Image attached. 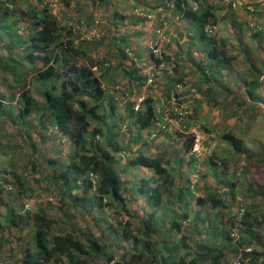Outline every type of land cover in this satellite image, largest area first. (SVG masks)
I'll return each mask as SVG.
<instances>
[{
  "label": "trees",
  "instance_id": "obj_1",
  "mask_svg": "<svg viewBox=\"0 0 264 264\" xmlns=\"http://www.w3.org/2000/svg\"><path fill=\"white\" fill-rule=\"evenodd\" d=\"M75 1L74 9L83 5L80 0ZM90 1L91 11L83 14L86 22H79H84L85 26L95 22V8L111 6V0ZM142 1L138 0L136 5L154 3L156 8L172 9L180 14L181 19L196 22L198 37L189 32L186 35L188 39H197L199 47L193 50L190 46L195 43L193 41L187 44L186 52L180 51L178 58L176 54L174 57L181 60L186 58L185 65L195 67L193 70L202 77L197 81L208 85L207 91H203L202 85L195 82L198 92L212 95L211 99L218 94L223 95L225 99L221 105L224 109L226 100L233 105L234 110L229 117L242 120L247 117L244 121L246 125L250 119H255L261 109L259 103L264 104V0L247 1L246 10L255 20L249 21V24L239 22L234 10L227 13L223 19L230 22L227 35L217 31L221 21L218 13L220 7L210 0ZM193 1L198 2L197 10L193 7ZM38 2L42 8L33 5L23 11L18 0H0V48L4 50L0 53V74L4 75L3 79L10 74L25 87L18 97L20 107L16 116L21 120L20 125L24 128L34 127L35 124L27 119L36 115V125L45 132L53 127L58 137L69 142L73 155L63 163L53 156L47 159L53 166L54 180L62 198L67 199V203L63 202V207H59L64 212L63 218L51 217L44 208L38 207L33 211L31 208L25 209L26 203L19 211L10 207L12 227L31 226L34 229L37 248L25 247L21 264H264V212L254 214L245 209L238 219L231 218L232 229L235 228L233 231L226 220L228 204L225 198L219 197V188L207 184L199 186L190 178L187 184H183L181 178L177 179L174 175L177 162L173 155L179 158L180 165H183L188 154L190 165L199 161L198 155L191 152L196 138L194 133L183 135L185 138L179 151L164 149L152 156L137 152L126 166L124 164L123 170L119 171L116 166L119 161L117 152L129 149L131 142L142 143L143 132L156 138L157 132L163 129L169 131L164 116L183 118V111L174 105L167 112L163 110L157 105L159 99L153 94L162 87L160 83L165 79L166 102L170 104L172 92L178 85L182 86L186 75L171 78L164 71L160 79L157 78L149 86L150 93L143 97L139 109L135 110L137 101L132 97L147 82V76L143 71L146 64L135 65L139 63V56L129 52L135 50L130 35H113L112 39L119 40L113 43L114 52L109 51L94 58L90 48L97 51L106 37H79L73 21L71 24L62 22L52 11L50 0ZM71 2L73 0H64L67 7L71 6ZM169 2L174 7L171 8ZM133 13L137 19L129 20ZM133 13L114 10L116 28L129 25L139 27L136 25L147 19L135 10ZM22 19L26 20L22 27L25 33L17 27ZM255 43L262 48L261 58L258 59L261 67L253 58ZM202 44L205 48L200 50ZM194 51H204L207 60L195 59ZM243 53L247 54L248 62L252 61L250 68L245 72L230 74ZM183 54H186L185 57ZM174 57L164 53L167 62ZM151 58L156 62L162 61L152 54ZM23 69L33 74L35 90H39L43 96L42 102L32 93L30 85L24 82ZM119 74H122L121 78H127V83L122 85L126 95L122 102L127 107L125 113L119 108L121 98L113 91L112 95L109 94L105 86ZM15 94L11 92V97L14 98ZM3 97L0 87V115H4L7 124L15 125L17 118L14 107L4 105ZM158 123L161 125L157 126ZM122 124H126L130 130L128 138L121 139ZM188 126L185 125L187 129ZM220 136L231 146L236 162L242 156L249 159L254 157L247 140L239 133L229 130ZM143 144L146 145L145 141ZM258 147V157L264 161V140L259 142ZM214 158L215 154L206 160L209 167L218 172L221 163ZM221 162L226 167L225 157ZM131 168L145 169L151 174L139 179L137 185H132L131 181L122 177ZM92 173L98 176L96 183L91 177ZM26 176L30 178L27 173L15 175L12 182L21 196L24 195ZM235 185L228 184L231 189ZM191 188H194L193 191ZM202 191L206 192L201 194ZM231 196L235 202L234 191H231ZM4 202L5 187L0 182V203ZM114 205L122 210L117 214L121 219L126 218L124 224L120 222L114 225L107 220V215H110L107 209ZM207 205L210 206L209 211H205ZM160 210L165 212L161 213ZM79 211L99 226L100 237L78 221L76 212ZM103 214L106 215L101 217ZM123 241L130 242L132 246L122 254V258L117 259L115 248L120 249Z\"/></svg>",
  "mask_w": 264,
  "mask_h": 264
},
{
  "label": "rangeland",
  "instance_id": "obj_2",
  "mask_svg": "<svg viewBox=\"0 0 264 264\" xmlns=\"http://www.w3.org/2000/svg\"><path fill=\"white\" fill-rule=\"evenodd\" d=\"M50 1L52 2V11L59 16L62 22L71 24V21H73L72 25L74 28H77L79 37L82 35L85 37H94L97 36V33H100V37H106L104 43L100 45L97 51L90 48L91 54L94 58L99 54H106L109 51H112L111 53L114 52L112 50L113 43L118 42L119 40L114 38L113 40V35L118 37L123 34H129L130 40L135 49L134 51L130 50L129 52L132 55L137 53L139 56V63L135 65L142 66L144 63L146 64L145 68L149 69L153 66L152 63L154 60L149 64L145 60H150V41L155 36L158 27H165L166 34L168 35V39H166L162 45V50L166 55L174 57L176 54V58H178L177 53L180 54V51L186 52L187 44H191L193 41L195 42V49L198 46L197 39L193 40L189 37L188 42L186 41L187 44L184 46L185 49L181 50L182 48L180 49L178 45L176 46V44H173L178 41L175 39L177 33L176 35H173V33L171 34L173 28L180 29L182 24L185 27L184 32H189L190 35L194 34L198 37L199 28L196 22L189 21L186 18L181 19L179 15L174 16L173 18L170 17V20L167 18H164L163 20V18H160L155 14H148L151 13L148 8H145L144 12H142L145 7V4H142V0L140 5H136L138 0H111V6H109V8H106V6H99L93 10L95 22L89 23L86 26L84 23L86 22L84 19L86 17L83 14L91 11L92 2L90 0H80L83 5L78 6L75 9V0H73L71 6L68 7L64 4V0ZM247 1L249 0H210V2L220 7L218 13L220 14L221 21L217 26V31H219L220 34H229L231 28L230 22L229 20L227 21L223 19L226 14L230 13L232 10L235 11V18H237L239 22H248L249 24V21H255L246 10ZM18 5L23 11L29 9L33 5L42 8V5L38 0H18ZM134 7L138 8L136 13L147 19L142 20V22L136 25L139 27L129 25L124 28H116L117 19L113 18V11L118 10L123 11L126 14H131L135 10ZM168 11L173 10L168 9ZM165 12L167 13V10H165ZM132 19H137L136 14L133 13L130 15L129 20ZM82 21H84V25L83 23H79ZM260 21H262V19ZM25 22L26 20L22 19L17 25L21 31L23 25L26 24ZM79 37H76V39H79ZM250 44L252 43L250 42ZM179 45L181 46L182 44ZM200 47V50L205 48L204 44L200 45ZM254 48V61L258 63L259 67H261V62L258 59L261 58L262 48H259L256 43ZM3 52L4 50L0 48V53ZM185 55L186 54H183L184 57ZM205 56L206 53L204 51H200V53L194 51V57L199 61H206L207 59L204 58ZM176 58L174 57L168 61V66L172 67V71H165V75H170L169 77L176 78L185 74L187 77L185 82L183 84L181 83L182 86L180 88L176 87L172 92V100L170 104L166 102L167 88L163 86L165 79L160 83L162 87L157 88L158 90L153 95L159 99L157 105L163 107V110H166L167 112L171 105H174L183 111V118L177 119L176 117L169 118L164 116L168 121V126L170 127H168L169 131L163 129L161 132H157L156 138H152L150 135L143 132L142 141H145L146 145H144L143 142L140 144L131 142V147L129 149L125 148L122 151L117 152L116 157L119 161L116 163V166L119 167V171L123 170L124 164L126 166L129 159H131L137 152H144L145 154L152 156L164 149H168L170 152L174 151V149L179 151L180 144L183 143L185 136L190 134H187V132L199 135V144L202 148L200 150L201 153L198 155V163L190 165L188 163L190 154H188L183 165H180L178 163L179 158L176 155H173V157H175V162H177V165L174 166L173 173L177 179L181 178L180 180L183 184H187L188 178H190L194 184L199 186L203 187L207 184L212 185L213 188H219V197L225 198L228 204L227 211L229 214H227L226 220L228 221V227L232 229L230 220L234 217L236 219L241 217L239 215L240 207L243 206L246 211L248 210L254 214L264 212V161L260 160L257 154L259 150V142L264 140V112L262 111L264 104L262 102L259 103L261 109H259L256 118L253 120L250 119V122L247 125L244 124V121L248 119L247 117L244 120L229 117L230 112L234 110L232 108L233 105L226 100V108L224 109L221 105L225 99L223 95L218 94L215 98L211 99L210 97L212 95L208 94L206 96L203 93L198 92L197 89L200 82L197 80H199V78L202 79V77H200V74L196 70H193L195 67L185 65L184 61H186V58H184V60ZM239 58L240 59L235 62L233 68L230 70V74L240 73L242 71L245 72L247 71V68H250L252 61H247L248 58L246 53H243ZM191 64L194 63L191 62ZM97 73L99 72L97 71ZM121 75L122 74L115 75V78L111 83H105V86L109 94L112 95L113 91L119 98H121L119 108L125 113L127 107L122 105V102L123 97L126 95L123 91V88L125 87H122V85L123 83H127V78H121ZM3 76L4 75L0 74V87L2 88L4 95V105L13 106L15 110L14 115L17 118V111L20 107V102L18 101L19 93L25 87H22L23 84L14 80L10 74L5 76L7 79H3ZM22 78L25 83L30 85L32 93L42 102L43 96L40 94L39 90H35L36 84L34 82L33 74L26 69H23ZM195 82L198 83L196 84L197 86H195ZM20 85L21 88H19ZM150 85L151 84L146 82L140 87V91L132 97V100L139 102L140 98L147 96L150 93L148 90ZM200 85H202L203 91H207V84L200 83ZM11 92L16 93L14 98L11 97ZM212 94L213 96L215 95L214 91H212ZM9 119L10 118L8 117V120ZM4 120V115H0V182L5 187V202L4 204L0 203V264H21L20 261L23 256V249L27 246L31 247L33 250L37 248L36 240L34 238V229H32L31 226L24 228L16 226L12 227L9 217L11 214L10 209L13 208L16 211H19L23 203H26L29 207L25 206V209L31 208V211H33L38 207L44 208L51 217L57 219H61V217L63 218L64 212L62 213L61 208L59 207H63L62 203H67V199L63 200L58 184L55 183L54 180L53 166L48 163L47 159L48 157L53 156L58 158L62 163L67 162V160L73 155V149L67 140L57 136V132L53 127L49 129L48 132H45V130L41 129V126L36 125V115L28 117L27 120L30 121V123L35 124L34 127L31 126L28 128H24L23 125H20L21 120L19 118L15 120V125L7 124L8 122ZM188 124L189 126L187 129L185 125L187 126ZM125 125L126 124H122L120 126L122 129L121 139L130 136V130H128ZM159 125L161 124L158 123L157 126ZM41 130L43 133H41ZM229 130H233L245 137L247 144L253 153V158L249 159L246 156H242L241 158H237L238 161L236 162V159H234V156L231 153V146L222 140L220 136L221 133ZM169 132L172 134V139L170 138L171 135ZM135 134L136 131L134 135ZM183 135L185 136L183 137ZM172 140L174 142H171ZM214 154V159L221 163L218 172H216L214 168H210L206 160L210 155ZM223 157L226 159V167H224V164L221 162ZM223 168H225L226 173H224ZM23 173H27L30 178H27L28 176H26L25 187L23 189L24 195L21 196L18 194V188L12 185V182L15 181V175ZM124 173L125 174H123L122 177L131 181L132 185H137L139 179L149 177L151 174L145 169L139 168H131L128 172ZM180 174L182 175L179 176ZM225 179L226 182H223ZM230 183L236 184L234 189H231L228 186ZM178 184H180V181ZM193 189L194 188H191V191H193ZM231 191H234L236 194L235 202L232 201ZM205 192L206 191H202L200 193L202 194ZM209 205L206 206L205 211L210 210ZM118 208L119 206L114 205L110 209H107V212L110 214L107 215V220L114 225H119L120 222L124 224L126 219H121L117 214L118 211H122ZM160 212L163 213L165 211L160 210ZM105 215L103 214L101 217H104ZM76 218L83 224V227H90V229L100 237L99 226H96L92 219L85 217L81 211L76 212ZM135 222L137 223V221ZM232 230L235 231V228ZM235 234V237L238 238L239 235L237 233ZM112 237L111 234L110 238ZM131 246L132 244L130 242L123 241L120 249L115 248L117 259L122 258V254L131 249Z\"/></svg>",
  "mask_w": 264,
  "mask_h": 264
},
{
  "label": "built area",
  "instance_id": "obj_3",
  "mask_svg": "<svg viewBox=\"0 0 264 264\" xmlns=\"http://www.w3.org/2000/svg\"><path fill=\"white\" fill-rule=\"evenodd\" d=\"M172 2V1H171ZM169 2L168 4L170 5V7H174V4ZM198 3L195 1L193 2V7L195 10L198 9ZM97 36H100V33H97ZM168 35L166 34V29L165 27H158L156 29V34L155 36L151 39L150 41V46H149V50L151 52L152 55H154L155 59H160L162 61H155L152 63L153 66L148 68H145L143 71L147 76V83L148 84H152L154 82V80H156L157 78L161 77L164 73V71H172V67L168 66V62L164 60V52L162 50V45L165 42L166 39H168L167 37ZM178 87L180 88L181 85H178ZM143 98H140L139 102H137L136 106H135V110L139 109L140 106V101ZM195 143L192 147L191 152L195 153L196 155H199V153H201V148L200 144H199V135H195ZM4 175V174H3ZM5 177V176H4ZM91 177L94 181V183H96L98 181V176L96 174H91ZM26 207H29L28 204L25 205ZM245 212V208L242 206L240 209V213L239 215L242 216Z\"/></svg>",
  "mask_w": 264,
  "mask_h": 264
},
{
  "label": "crops",
  "instance_id": "obj_4",
  "mask_svg": "<svg viewBox=\"0 0 264 264\" xmlns=\"http://www.w3.org/2000/svg\"><path fill=\"white\" fill-rule=\"evenodd\" d=\"M145 7L143 8V10H142V12H144V9L145 8H148L150 11H151V13H148V14H155V15H157L158 17H160V18H163V20H164V18H167V19H171L170 17H174V16H177V15H180V14H178V13H176L175 11H168L167 9H164V8H161V7H157L156 8V6H155V4H149V5H144ZM165 10H167V13L165 12ZM135 11L137 12L138 11V8L136 7L135 8ZM184 26L181 24V28L179 29V28H173V30H171V34L173 33V35H176V33H177V37L175 38V39H177V40H179V42L177 43V41L176 42H174L173 44H176V46L178 45V44H182L181 46L179 45L178 47L179 48H185L184 46L187 44V40H188V36L186 35L187 33L186 32H184ZM181 31V32H180ZM182 33H183V35H182ZM182 35V36H181ZM187 41V42H186ZM198 42V41H197ZM190 46H192L191 48L193 49V50H195V43L193 44V45H190ZM199 47V46H198ZM149 60V59H148ZM148 60H145L148 64H149V61ZM163 82V81H162ZM151 137H153V135L151 136Z\"/></svg>",
  "mask_w": 264,
  "mask_h": 264
},
{
  "label": "clouds",
  "instance_id": "obj_5",
  "mask_svg": "<svg viewBox=\"0 0 264 264\" xmlns=\"http://www.w3.org/2000/svg\"><path fill=\"white\" fill-rule=\"evenodd\" d=\"M150 54H151V52H150ZM150 60H152V58H151V57H150ZM150 60H149V61H150ZM152 61H153V60H152ZM150 63H152V62H150ZM144 69H145V68H144Z\"/></svg>",
  "mask_w": 264,
  "mask_h": 264
}]
</instances>
